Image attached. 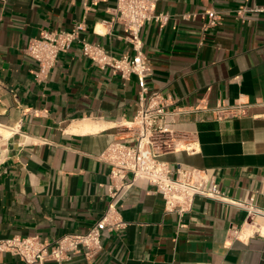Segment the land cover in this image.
<instances>
[{"label":"crops","instance_id":"1","mask_svg":"<svg viewBox=\"0 0 264 264\" xmlns=\"http://www.w3.org/2000/svg\"><path fill=\"white\" fill-rule=\"evenodd\" d=\"M92 2L0 0V238L38 234L50 241L87 231L110 202L111 166L100 155L114 141L136 142L135 75L101 69L76 42L38 81L26 52L42 30L83 23L81 37L116 56L134 54L124 27L111 22L116 0ZM263 5L159 0L155 13L168 21L141 31L149 90L176 100L166 117L176 149L161 159L173 171L177 164L205 169L225 198L263 212L248 215L206 197L183 215L167 212L154 187L140 182L118 205L123 225L103 231V248L73 254L66 264H264V13L237 12ZM208 10L220 22L203 30ZM220 103H244L246 113L218 119L212 109ZM0 264L27 263L0 252Z\"/></svg>","mask_w":264,"mask_h":264},{"label":"built area","instance_id":"2","mask_svg":"<svg viewBox=\"0 0 264 264\" xmlns=\"http://www.w3.org/2000/svg\"><path fill=\"white\" fill-rule=\"evenodd\" d=\"M95 3V0H92ZM159 0H116L111 22L121 24L127 32L126 38L134 54L114 55L99 43L90 42L81 37L83 23H77L70 30H42L39 37L30 39L26 52L37 63L34 71L38 81L48 78L55 67L59 55L70 51L73 45L81 44L82 54L101 69L110 68L114 74L128 79L135 75L140 87L138 93V111L133 121L137 130L136 142L131 144L117 140L108 145L100 159L111 166L113 184L110 187V202L101 219L83 233H65L52 240H45L40 235L0 238V252H10L20 257L27 264H45L48 261L66 264L71 255L84 252L94 255L102 246V234L105 230L117 229L123 222L117 216L118 205L126 192L140 182L153 186L154 191L164 200L167 212L183 215L190 212L197 197H206L219 201H230L214 185L205 169L183 167L177 164L175 171L161 155L176 149V132L168 127L166 121L169 106L176 103L171 95L160 90L150 91L147 85L152 75L149 59L143 52L142 28L146 23L157 21L165 24L169 15L156 14ZM264 13V5L247 9L241 6L237 12L244 17L247 11ZM208 17L203 30L216 26L220 22L219 14L214 10L206 12ZM199 108V107H198ZM246 105L220 103L213 113L218 119L244 115ZM248 210V215L263 211L239 201H230ZM239 229H232L235 238Z\"/></svg>","mask_w":264,"mask_h":264}]
</instances>
